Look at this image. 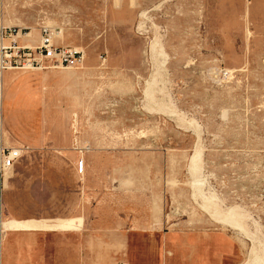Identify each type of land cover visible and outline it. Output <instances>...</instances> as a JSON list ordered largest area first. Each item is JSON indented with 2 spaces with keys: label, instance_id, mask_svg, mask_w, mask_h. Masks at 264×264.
<instances>
[{
  "label": "rangeland",
  "instance_id": "374dc122",
  "mask_svg": "<svg viewBox=\"0 0 264 264\" xmlns=\"http://www.w3.org/2000/svg\"><path fill=\"white\" fill-rule=\"evenodd\" d=\"M249 1L3 0L6 24L85 50L80 68L43 70L59 127L29 157L37 201L75 191L77 206L134 213L130 264H160L171 231L224 233L219 264L252 249L264 264V4L246 20Z\"/></svg>",
  "mask_w": 264,
  "mask_h": 264
},
{
  "label": "crops",
  "instance_id": "0c3cea01",
  "mask_svg": "<svg viewBox=\"0 0 264 264\" xmlns=\"http://www.w3.org/2000/svg\"><path fill=\"white\" fill-rule=\"evenodd\" d=\"M263 4L264 0H250L245 19L254 20ZM2 6L0 0V30L10 26ZM43 75L42 70L0 68V264H130V235L141 229L134 213L108 206L93 211L85 200L77 206L75 191L67 192L73 200L66 207H61L58 190L47 192L51 202L46 207L37 201L45 194L32 188L43 180L30 173L29 157L42 149L49 135L58 134L59 127V114L45 111ZM35 76L39 80H33ZM6 147L24 148L9 168L2 164L1 150ZM57 154L63 156V151ZM169 239L162 241L160 264L173 262L167 255L175 252L168 247L175 249L180 264H219L220 252L230 243L224 233L207 239L171 231Z\"/></svg>",
  "mask_w": 264,
  "mask_h": 264
},
{
  "label": "built area",
  "instance_id": "2783aa9c",
  "mask_svg": "<svg viewBox=\"0 0 264 264\" xmlns=\"http://www.w3.org/2000/svg\"><path fill=\"white\" fill-rule=\"evenodd\" d=\"M38 34L32 27L2 26L0 30V68L15 70H47L80 68L85 61V50L64 45L62 30L41 26ZM23 147L2 148V164L9 168L23 154ZM82 167V163H81ZM128 264V263H121Z\"/></svg>",
  "mask_w": 264,
  "mask_h": 264
},
{
  "label": "bare ground",
  "instance_id": "6f19581e",
  "mask_svg": "<svg viewBox=\"0 0 264 264\" xmlns=\"http://www.w3.org/2000/svg\"><path fill=\"white\" fill-rule=\"evenodd\" d=\"M32 33L34 34V35H36V34H38V31L37 30H33L32 31ZM43 71V70H42ZM149 95V94H148ZM24 151V150H23ZM84 161H82V167L80 168L81 169V171H83V167H84ZM78 170H79V165H80V162H79V160H78ZM193 165H197V163H196V159L193 157V159H192V167H193ZM195 167V166H194ZM193 167V168H194ZM192 171H193V169H192ZM217 213V212H216ZM219 214V213H218ZM218 217H219V219L224 223V224H227L228 226H231V227H238L239 226V224L238 223H236L235 222V216L234 215H232V217H228V216H224V215H217ZM238 220V219H237ZM255 249H252V255L249 257V258H247V260L246 261H243V263L242 264H263V261H262V258L259 256V255H257V254H255Z\"/></svg>",
  "mask_w": 264,
  "mask_h": 264
}]
</instances>
